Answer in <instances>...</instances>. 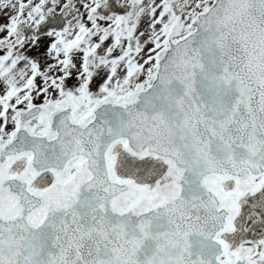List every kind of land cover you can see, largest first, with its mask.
<instances>
[{"label":"snow or ice","instance_id":"6c2138e0","mask_svg":"<svg viewBox=\"0 0 264 264\" xmlns=\"http://www.w3.org/2000/svg\"><path fill=\"white\" fill-rule=\"evenodd\" d=\"M0 264H264V0H0Z\"/></svg>","mask_w":264,"mask_h":264}]
</instances>
